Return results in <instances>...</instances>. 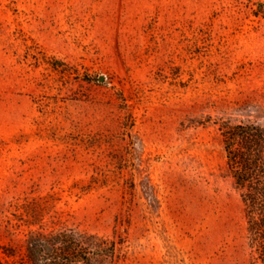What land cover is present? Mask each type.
<instances>
[{"label": "rangeland", "instance_id": "374dc122", "mask_svg": "<svg viewBox=\"0 0 264 264\" xmlns=\"http://www.w3.org/2000/svg\"><path fill=\"white\" fill-rule=\"evenodd\" d=\"M240 121L264 126V0H0V256L77 227L121 264H264Z\"/></svg>", "mask_w": 264, "mask_h": 264}, {"label": "trees", "instance_id": "16d2710c", "mask_svg": "<svg viewBox=\"0 0 264 264\" xmlns=\"http://www.w3.org/2000/svg\"><path fill=\"white\" fill-rule=\"evenodd\" d=\"M227 169L246 209L248 227L264 262V126L222 122ZM121 242L77 227L29 230L19 259L4 251L0 264H121Z\"/></svg>", "mask_w": 264, "mask_h": 264}, {"label": "water", "instance_id": "95a60500", "mask_svg": "<svg viewBox=\"0 0 264 264\" xmlns=\"http://www.w3.org/2000/svg\"><path fill=\"white\" fill-rule=\"evenodd\" d=\"M100 80H103V77H100Z\"/></svg>", "mask_w": 264, "mask_h": 264}]
</instances>
